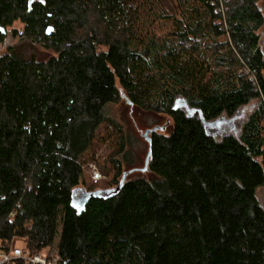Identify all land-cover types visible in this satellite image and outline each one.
I'll return each instance as SVG.
<instances>
[{
	"label": "trees",
	"instance_id": "1",
	"mask_svg": "<svg viewBox=\"0 0 264 264\" xmlns=\"http://www.w3.org/2000/svg\"><path fill=\"white\" fill-rule=\"evenodd\" d=\"M17 21L55 54L0 56V248L23 240L61 264H264L261 0H0V27ZM121 92L173 126L150 136L149 177L79 213L84 156Z\"/></svg>",
	"mask_w": 264,
	"mask_h": 264
},
{
	"label": "rangeland",
	"instance_id": "2",
	"mask_svg": "<svg viewBox=\"0 0 264 264\" xmlns=\"http://www.w3.org/2000/svg\"><path fill=\"white\" fill-rule=\"evenodd\" d=\"M261 5L264 10V0H261ZM6 30V33L0 36V56L8 53L12 48L26 57L35 56L39 60L47 59L55 54L53 50L46 49L39 43L31 44L21 39L19 33L23 30V24L19 21ZM260 33L264 37V30ZM262 42L264 44V40ZM107 110L109 117L116 125L112 126V123L106 122L102 126L101 134L94 140L90 151L84 156L88 159V162L84 164V181L76 187L75 195H80L85 191L115 187L112 185L115 163L113 158L121 160L123 171L132 170L126 180L140 176L149 177V171L142 170L149 149V142L144 137V133L155 126H165L164 130L157 132L168 134L174 123L171 116L166 113L156 114L136 109L129 103L124 92H121L118 102L107 106ZM250 111L247 110V112ZM123 139L125 140V151L119 153ZM96 173L99 176L96 177ZM258 196L264 204V187L258 190ZM13 245L25 248L23 240L14 241ZM41 253L53 257L56 250L45 249Z\"/></svg>",
	"mask_w": 264,
	"mask_h": 264
},
{
	"label": "water",
	"instance_id": "3",
	"mask_svg": "<svg viewBox=\"0 0 264 264\" xmlns=\"http://www.w3.org/2000/svg\"><path fill=\"white\" fill-rule=\"evenodd\" d=\"M54 30L53 26H48L46 33L48 35H50L52 33V31ZM6 29L4 27H0V32L1 34H5L6 33ZM175 110L178 109H184L189 113H195L198 112L202 118V120L204 121V116L201 110L193 108L190 106V104L188 103V101L186 99L183 98H178L175 101L174 107ZM206 125H210V126H214L216 123H209L207 121H205ZM219 125V124H216ZM165 126L161 127V126H155L154 128L148 129L145 131L144 133V137L148 140L149 142V149H148V153L145 159V166L142 170H147L148 169V165H149V161H150V157L152 154V140L149 137V134L157 132L158 130H164ZM132 170L130 171H125L123 173V176L121 178L120 184L117 187H113V188H109V189H98V190H93V191H85L80 195H74L73 199H72V207L74 209H76L79 213H81L84 209L86 204L88 203V201L92 198V197H110L113 196L115 194H117L120 189L123 187V185L126 182V178L128 176V174L131 173Z\"/></svg>",
	"mask_w": 264,
	"mask_h": 264
},
{
	"label": "built area",
	"instance_id": "4",
	"mask_svg": "<svg viewBox=\"0 0 264 264\" xmlns=\"http://www.w3.org/2000/svg\"><path fill=\"white\" fill-rule=\"evenodd\" d=\"M95 176H99L98 173ZM0 264H61L58 254L53 257L38 252L30 254L23 248L14 246L9 249L0 248Z\"/></svg>",
	"mask_w": 264,
	"mask_h": 264
}]
</instances>
